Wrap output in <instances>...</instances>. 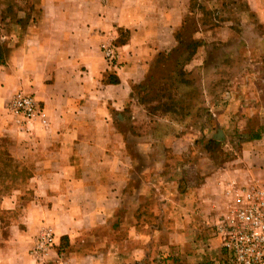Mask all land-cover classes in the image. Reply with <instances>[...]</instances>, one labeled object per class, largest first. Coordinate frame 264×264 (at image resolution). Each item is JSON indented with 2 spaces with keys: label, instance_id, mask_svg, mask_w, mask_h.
Returning a JSON list of instances; mask_svg holds the SVG:
<instances>
[{
  "label": "crops",
  "instance_id": "obj_1",
  "mask_svg": "<svg viewBox=\"0 0 264 264\" xmlns=\"http://www.w3.org/2000/svg\"><path fill=\"white\" fill-rule=\"evenodd\" d=\"M36 1L30 18L0 27V139L9 142L10 156L29 166L34 192L0 245V264H176L195 258L189 256L186 200L212 178L187 187L159 164L152 143L142 147L139 141L132 149L123 112L132 86L160 51L177 43L186 17L198 14L204 45L234 43L238 34L242 44H264V0H237V9L248 16H215L214 26L204 19V4L211 2L220 14L218 0ZM228 2L237 7L235 0ZM109 41L119 46L116 68L102 51ZM113 73L116 83L110 82ZM18 90L40 100L48 127L21 129L7 110ZM248 102L241 97L235 103L255 107ZM262 135L243 143L249 160L262 157ZM182 150L173 148L177 156ZM142 154L152 158L147 165L140 163ZM47 228L56 243L38 254L36 239ZM197 255L202 262V253Z\"/></svg>",
  "mask_w": 264,
  "mask_h": 264
},
{
  "label": "rangeland",
  "instance_id": "obj_2",
  "mask_svg": "<svg viewBox=\"0 0 264 264\" xmlns=\"http://www.w3.org/2000/svg\"><path fill=\"white\" fill-rule=\"evenodd\" d=\"M221 1L228 2H217L220 4ZM240 4L244 6L245 3ZM204 5H208L204 19L214 26V6H210L211 2ZM235 5L232 15L233 7L225 6L221 14L224 19L237 20L248 16L237 9L240 6L237 0ZM189 19L188 36L195 34L199 37L198 31L194 33L198 14L189 16ZM197 28L200 30L199 26ZM237 30L240 32V28ZM225 33L224 37L228 34ZM254 33L262 34V31ZM236 37L234 43L200 46L191 60L181 66L184 77L178 70L166 71L164 68L156 71L154 79L148 81L155 63V59L152 60L141 81L132 86L131 100L123 112L127 116L126 130L131 132L129 142L132 149L138 147L139 141H142V147L150 148L152 143L159 164L164 165L171 176L184 181L187 187L202 184L209 176L212 178L205 190H191V200H186L192 217L189 256L195 258L188 257L176 264H199L201 258L197 253L204 257L200 263L216 264L223 258L216 221L227 197L223 190L216 189L217 186L233 181L237 186L254 182L264 185V153L251 160L243 154V143L249 137L257 134L260 137L264 133V44H242L239 34ZM243 89H247L246 92ZM241 97L242 102L249 101V106L255 107L236 104ZM259 101H262V107L257 106ZM174 106L175 112L167 111ZM184 106L188 107L183 109ZM137 133L142 139L135 137ZM179 147L183 154L177 156L173 148ZM8 148L9 142L0 139V166L7 171L0 172V245L10 233L12 220L22 215L23 207L34 196L29 186L33 173L29 166L10 156ZM139 158L142 165L152 160L151 156L143 154ZM14 174L18 179H12ZM198 243V246L194 245Z\"/></svg>",
  "mask_w": 264,
  "mask_h": 264
},
{
  "label": "built area",
  "instance_id": "obj_3",
  "mask_svg": "<svg viewBox=\"0 0 264 264\" xmlns=\"http://www.w3.org/2000/svg\"><path fill=\"white\" fill-rule=\"evenodd\" d=\"M104 57L112 68L120 61L119 46L113 41L102 44ZM7 110L21 129L31 132L50 124L47 110L31 93L18 90L7 104ZM226 201L216 221L222 243L223 258L216 264H264V185L226 184ZM56 243L51 228L36 239L34 251L43 254Z\"/></svg>",
  "mask_w": 264,
  "mask_h": 264
},
{
  "label": "trees",
  "instance_id": "obj_4",
  "mask_svg": "<svg viewBox=\"0 0 264 264\" xmlns=\"http://www.w3.org/2000/svg\"><path fill=\"white\" fill-rule=\"evenodd\" d=\"M236 2V0H235ZM37 5L36 0H0V27H7L8 24H10L12 21L16 20L18 22H22L25 19H28L31 17L35 6ZM229 5V2H224L221 1L220 6L222 7V12L225 10V6ZM204 8V6L202 5ZM208 11L206 12V14ZM215 16L221 17L222 13L216 14L214 13ZM221 15V16H220ZM188 20L190 21L189 17L185 18L184 25L179 28L176 31V40L177 43L176 45L171 48L169 51H160L158 55L155 58V63L152 65L150 72L151 74L148 75V81L154 79V73L156 71H159V69H164L166 68V71H177L181 77L185 76V71L183 68H181L183 63H186L187 61L191 60L193 55L196 53L198 48L202 45L205 44V41L201 38L195 37L194 35L188 36V31H189V26L188 25ZM195 22V21H194ZM194 23L192 22V25ZM196 28L194 33L198 31L197 26L198 22H196ZM178 68V69H177ZM175 69V70H174ZM116 74L113 73L110 76V82L116 83L118 82V78L114 77ZM182 80V79H181ZM186 81V80H183ZM178 101V99H176ZM169 106V103H167ZM188 107V106H186ZM185 106L183 109L186 108ZM176 106H174L172 109H168L167 111H174ZM189 110V108H188ZM189 113V112H187ZM188 115V114H186ZM259 135L257 134L253 138H258ZM0 172L5 173L7 172L5 168L0 166ZM13 173V172H12ZM12 179H18L17 175H12ZM60 255L66 254L64 249H60L59 251ZM199 264H215L213 262H204V263H199Z\"/></svg>",
  "mask_w": 264,
  "mask_h": 264
}]
</instances>
